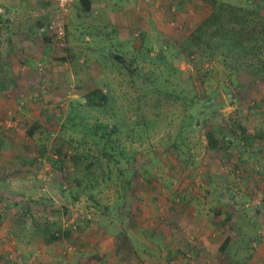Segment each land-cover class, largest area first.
<instances>
[{
    "label": "rangeland",
    "instance_id": "374dc122",
    "mask_svg": "<svg viewBox=\"0 0 264 264\" xmlns=\"http://www.w3.org/2000/svg\"><path fill=\"white\" fill-rule=\"evenodd\" d=\"M131 1L141 10L133 11L132 16H141L142 21L138 28L134 24L130 30L131 42L113 49L124 54L123 64L103 58L101 50L105 43L102 35H95L90 48H83L86 54L88 52L87 56L102 60L101 67L89 62L84 68V60L70 44L71 40L79 39L73 29L72 38L71 31L68 38L66 31V41L69 39L68 43L72 46L59 48L52 42L42 44L41 53L46 57L45 62L32 66V70H29L32 74L23 77L19 85L22 96L14 100L16 105L0 106V162L6 167L2 160L12 157L14 160L10 168L19 169L21 166L18 171L23 173L24 166L32 163V156L38 154L42 158V165L37 168L42 166L40 169H44L46 164L56 173L41 175V182H28L30 188L26 187V191L16 180L6 182L0 176V193L19 192L25 195L24 199H30L35 193L37 199L50 201L60 211L59 216H54L60 220L57 229H71L74 232L89 225L91 230L95 227V231H98L102 227L109 234L134 230L139 236L150 229V225H145L142 220V209L155 206L163 209L159 214L163 216L164 229L170 232L174 230L177 236L189 234L196 241L197 236L208 235V230L211 231L209 235L214 243L209 253L210 264H241V261H245L239 259L241 255L236 252L234 243L229 250L235 253L219 254L218 247L224 239L219 235L218 224L221 223L213 225L210 215H216L218 209L225 215L229 213L228 234L234 241L237 236L236 230L231 229L233 225L238 229H248V235L256 229V225H259L257 229H260V234L264 231V151L254 147L252 139L250 142L238 139L232 130L243 115L239 101L245 105V110L253 108L252 120L264 115V84L249 83L233 93L235 85L241 83L234 80V74L229 75L218 58L203 65L195 59L190 63L178 52V43H171L172 47L168 50L161 47L167 38H172V41L180 39L184 31L187 33L192 29L194 14L202 0ZM46 2L51 3V0H40V3L37 0H0V3L12 5L13 9L20 10L21 7L23 21H29L31 16L45 23L52 9ZM178 5L179 14L173 19ZM40 10L45 12L39 16L33 13ZM18 16L11 9L7 19L16 22ZM107 16L108 13H105L104 23ZM89 18L96 23L101 21L95 16L90 15ZM12 36V31H0V42L10 41ZM80 39L78 44H84ZM3 47L0 44L1 51ZM107 49L111 50L110 47ZM245 79L249 80L248 77ZM95 84L103 91L109 90L104 110H90L81 106L84 100L80 92ZM25 92L27 95L23 94ZM25 96L27 99L30 96L31 102ZM206 100L217 104V107L210 109L211 112L201 109ZM202 111L203 116H200ZM6 118L16 123L15 128L2 125ZM96 120L109 126H114L115 122L120 124L121 133L115 134L114 138L117 146L122 147L119 151L124 150L126 155L118 163L115 160L106 162V158L101 164L86 169L88 160L82 158L81 164H78L72 157L74 149L79 155L92 154L96 157L95 146L88 141L91 140ZM33 121L40 126L34 142L26 133ZM44 125L49 126L46 132ZM201 125L209 127L215 137L213 140L222 139L224 136L221 133H226L225 138L230 143L228 148L219 150L218 142L217 148L216 145L212 147L213 143L209 142ZM256 126L251 121L248 128ZM96 129L100 132L105 130L103 124ZM81 137L88 139L87 146L79 143V140H83ZM59 138L71 144L67 150L70 158L67 157L62 166L54 163L56 154L53 143ZM100 144L105 146L103 142ZM134 168L139 176L131 180ZM87 170H90L89 176ZM94 170L100 176L98 184L91 190H85L86 182L95 175ZM74 178L82 183L80 188ZM136 185L141 188L133 190L137 188ZM215 185L219 187L217 190L212 189ZM174 217L178 219L177 226H174ZM128 238L137 242L130 235ZM14 241L10 235L0 237V246L4 250L9 249L8 252L4 251L5 257L2 258L5 264H17V254L13 252ZM124 243L126 240H123ZM75 244L70 242L62 246L60 254L64 263L81 264L78 259L82 252L76 250L68 254V248H76ZM192 245L185 240L181 254ZM195 255L199 254H191V258L195 259ZM249 255L247 253L244 258ZM182 259L187 261L189 257Z\"/></svg>",
    "mask_w": 264,
    "mask_h": 264
},
{
    "label": "crops",
    "instance_id": "0c3cea01",
    "mask_svg": "<svg viewBox=\"0 0 264 264\" xmlns=\"http://www.w3.org/2000/svg\"><path fill=\"white\" fill-rule=\"evenodd\" d=\"M90 1L89 12L84 11L79 4V1H77L72 6L66 19L67 38L68 32L70 33V31L72 33V38L73 29L76 37L79 39L81 37V42L84 41V44H80L82 46L81 47L78 44L79 39L72 41L70 38V44H73L74 48H76V52L83 60V55L85 54L83 48H90L95 35H102V39H104L105 43L103 48L107 49V47H110L111 50L107 49L106 51L112 55V52L110 51L118 49L121 44L131 42L129 33L130 30L133 29L134 24H136L135 26L138 28L140 22L142 21L141 16H132L133 11L137 10L136 12H140L141 10H138L139 8H137L136 5L134 6L131 0ZM37 2L40 3V0H37ZM46 5L52 6L49 14L50 18L47 21L48 23L54 16L56 0H51V3L46 2ZM13 10L16 16L21 14L19 9L14 7V9L12 8V11ZM1 11L2 10L0 8V12ZM44 12L45 11L40 10L39 12L35 11L33 13H36L37 16H39ZM105 13H108L109 16L104 19V23L103 18ZM8 14V12H5L4 17H7ZM90 15L99 18L101 20L100 23L93 22L89 18ZM30 18L32 19L29 21L20 20L19 17L16 22L10 21L13 30L12 39L10 42L9 40H3L0 42L1 46H5L2 48V50L4 49L3 51L0 49L1 56L4 55L6 50L7 52H11L12 50L13 56L16 57V61H13V69L15 73L21 72V81H23V77L25 75L32 74V71H29L32 70V66L38 63H44L46 59V57L41 53V47L43 43V45H45L48 42L46 40L38 42L33 40L30 36L32 35V30L37 27H35V20H38L39 22L41 19L33 18L31 16ZM3 30V24H0V31ZM68 40L66 41V47L72 46L68 43ZM103 48L102 50H104ZM81 51L83 52L82 54L79 53ZM1 76H3V74ZM20 88V86L17 89L12 86H8L4 88V90H7L8 93H12L16 99L17 96H22ZM0 90L1 92L4 91L2 89ZM23 94L27 95L26 92ZM36 94L39 95L38 92ZM13 99H0V106L6 107L8 104L15 106L16 101ZM25 99L31 102L30 96L28 99L27 96H25ZM35 137L31 138L32 142H34ZM32 157V163L29 165H25L24 163L25 166L23 168V173L18 171L21 169V166L19 169L10 168L13 164L14 158H4L2 162L6 167H3L0 162V176L2 180H6V182L8 180H16L21 185L23 190L26 191L30 188L28 182H41V175L51 176L56 173V171H54V169L50 166V169L48 170L49 167H47L46 164L43 167L44 169H40L42 166L38 167V169L37 166L42 165V158L38 154H35ZM1 159L2 153H0V161ZM206 184L210 186L209 183ZM38 186L40 185H37V187ZM218 188V185H215L212 189L217 190ZM252 188L253 187L250 189ZM51 189H53V187ZM34 194L32 193L30 199H24L23 197L25 195L23 193H0V222L2 223V227L4 229L0 231V237L3 238L6 235H10L16 240L14 241V244L16 245L13 252H16L17 254L15 256L17 264H66L64 263V260L62 261L60 251L62 246L70 242H74V244L76 243L75 247L77 246L78 248L76 247L77 249H75L82 252V257L80 256V259H78L81 264H210L209 258L211 255H209V253L212 248L211 244L214 243V239L211 235H209L211 231L208 230L210 232L208 235L202 234L199 238L197 236L196 241L195 239H192L194 237H189V234L177 236V233H174V230L170 232L169 230L164 229L163 216L159 214L163 211V209H159L158 207L151 206L149 208L142 209V220L145 222V225H150V229L146 230L139 236L137 233H134V230L109 234L106 233L102 227L99 230L96 229L98 231H95V227L91 230L88 227L89 225L77 228L74 232L70 229H57V225L60 223V220H56V217L54 216H59L60 211L57 209L56 205L52 204L50 201L37 199ZM5 198L10 200L6 201ZM14 199L16 200L14 201ZM218 211L219 213H216V215L211 214L210 216L213 218V225L217 224V222L221 223L218 224L220 227L219 235L224 237V239L222 241L223 243L221 242V245L218 247L219 254L223 255L224 253H235V251L229 250V248L232 247L230 245L234 243L237 249L236 252L239 253L238 255H241L239 259L245 261H241V264H264V231L260 234V229H257L259 225L254 226L256 229L253 227L254 231L250 234L252 235L251 239H249L250 235L246 232L248 229H238L235 225H233L231 229L233 231L236 230L234 232H236L235 236H237L234 241L228 234L229 213H226L227 215H225L223 212L221 213L219 209ZM57 219H59V217H57ZM173 220L176 223L174 226H177L178 219L174 217ZM236 222L237 220L235 223ZM211 230L213 231V229ZM69 231H71L69 234L71 238L67 239L64 234ZM54 233H57L58 236ZM128 235H130L132 239H137V242L134 240L131 241L128 238ZM189 238L193 241H190ZM123 240H126V243L123 244ZM185 240L193 245L181 254V247ZM132 244H134V247L138 250H135ZM5 250H7V252L9 251L8 248ZM5 250L1 245L0 264H5V260L2 259L3 256L5 257ZM194 253L199 254L198 256L195 255V259L193 257L191 258V254L193 255ZM247 253L250 255L245 259L244 256ZM200 255H203V257ZM184 256L189 257V259L184 261L182 259Z\"/></svg>",
    "mask_w": 264,
    "mask_h": 264
},
{
    "label": "trees",
    "instance_id": "16d2710c",
    "mask_svg": "<svg viewBox=\"0 0 264 264\" xmlns=\"http://www.w3.org/2000/svg\"><path fill=\"white\" fill-rule=\"evenodd\" d=\"M90 2V0H79L82 9L88 12L90 11ZM180 5L176 6V11L174 10L175 12L173 11V19L178 16ZM11 6L12 5L9 6L8 4L0 3V8L2 10L0 12V24H3L4 30L8 32H13L12 25L10 24V20L7 19V17H4V14L5 12L11 13ZM182 9L187 10V8ZM21 10L20 7V11ZM20 15L18 17L20 20H23ZM194 17L195 18H193L192 21V29L188 30L187 33L184 31L183 35H180V39L176 40L175 38V40L172 41V38H167V42H163L161 47L164 46L165 49L168 50V48L171 49L172 47L171 43H178V52H181L190 63L194 62L193 59H195L199 64L203 65L204 63H211V60L214 58H218L229 75L231 76L234 74V80L241 83V85H235L236 87L233 89V93H236L249 83H255L257 85L264 84V0H202L200 8L196 10ZM2 18H4V21H2ZM46 23L43 21L38 22V20H36L35 27H37L32 30V35L30 36L35 41L41 42L46 40L59 47L58 43L50 33L39 32V29L46 26ZM103 49L104 50H101V53L104 55L103 58H111L113 61L120 64L125 63L123 53L120 54L119 51H110L112 52V55H110V53L106 51V48ZM79 53L82 54L83 52L81 51ZM84 53V61H82L84 68L87 66L86 63L89 62H95L94 65L97 67L102 66L101 59L87 56L85 51ZM161 54H163V51H161ZM71 59L73 60L74 57H71ZM13 61H16V57L13 56L12 50L11 52H5L3 56L0 54V74H3V76L0 75V89L2 90L8 86H12L16 89L19 87L21 74L14 72ZM245 77H248L249 80L245 79ZM230 81L232 82V80ZM155 91L159 92L158 89ZM80 94H82V99L84 100V103L81 106L90 110H104L105 104L109 99V90L106 89L103 91L97 84H95V86H87L84 91L80 92ZM13 97L15 99V96L12 95V93H8L7 90L2 92L0 90V99H13ZM214 107H217V104H212L210 101L206 100L202 104L201 109L211 112L210 109H213ZM239 107L243 112V115H241L240 122L238 120V125H236L238 127H233L234 129L232 130L235 132L233 134L238 136V139L245 142H250L252 139V145L257 147L259 151H264V115L261 114L259 118H254V120H252L251 118L254 113H252L251 110H253V108L249 111L245 110V105L242 104L241 101H239ZM200 116H203V111L200 113ZM251 121L257 125L253 129L248 128ZM102 124L105 130L100 132L101 130H97L96 128L102 127ZM44 126L45 132L46 130L48 131L49 126ZM39 127V124L33 121L26 130L27 136L34 138L36 133H38L37 131ZM202 127L209 142L213 143L212 147L216 145L217 148L218 142L219 150H225L228 148L230 143L226 140V133L222 132V128H220V130L224 137L220 140H213L215 137H213L212 131L209 127H206L205 125ZM205 129L207 130L205 131ZM120 133L121 129L119 123L115 122L114 126H109L107 123H102L96 120L95 128H93L91 132V140L87 139L91 145L95 146L97 153L96 157L92 154L85 156L82 154L79 155L77 154V149L73 148L74 154L72 159L74 158L73 160L78 164H81L82 158L88 160L89 162L86 165V169L101 164L103 162L102 160L105 161L106 158V162H112V160H115L114 162L118 163L120 158L125 157L126 155L124 150L119 151L121 146H117V140L114 138L115 134L120 135ZM81 138L83 140H79V143L81 145H86V138ZM256 139L258 141H256ZM65 141L66 140L59 138L53 143L56 154V160H54V163L59 166H62V163L67 157L70 158L67 154V150H69L71 144L68 141ZM101 142H103L105 146H101ZM60 145L64 147H60ZM40 154L43 156L42 153ZM59 171H61V169H59ZM94 172V180L88 179L84 187L85 190L95 188L98 184L100 176L97 175V171L94 170ZM86 174L89 176L90 170H87ZM137 176H139L138 170L134 168L131 180L136 179ZM74 182H76L79 188L81 187L82 183H80V180L74 178ZM126 182L129 183L133 181ZM136 186L137 188L133 190L141 188L140 186L138 187V185ZM71 231L64 234L67 239L71 238V236H69ZM55 235L58 236L57 233Z\"/></svg>",
    "mask_w": 264,
    "mask_h": 264
},
{
    "label": "built area",
    "instance_id": "2783aa9c",
    "mask_svg": "<svg viewBox=\"0 0 264 264\" xmlns=\"http://www.w3.org/2000/svg\"><path fill=\"white\" fill-rule=\"evenodd\" d=\"M79 0H56L55 13L52 19L46 24V26L39 29L40 33H50L60 48L66 47V19L70 13V10L74 3ZM3 126L7 128H15L16 123L11 118H6L2 122ZM76 249L69 247L68 252L73 253Z\"/></svg>",
    "mask_w": 264,
    "mask_h": 264
}]
</instances>
